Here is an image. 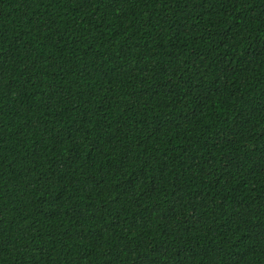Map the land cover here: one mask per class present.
Returning <instances> with one entry per match:
<instances>
[{"label": "trees", "instance_id": "trees-1", "mask_svg": "<svg viewBox=\"0 0 264 264\" xmlns=\"http://www.w3.org/2000/svg\"><path fill=\"white\" fill-rule=\"evenodd\" d=\"M0 264H264V0H0Z\"/></svg>", "mask_w": 264, "mask_h": 264}]
</instances>
